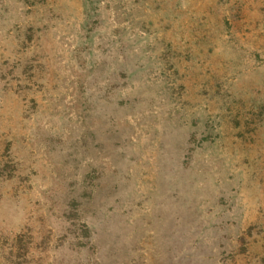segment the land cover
<instances>
[{
  "label": "rangeland",
  "instance_id": "374dc122",
  "mask_svg": "<svg viewBox=\"0 0 264 264\" xmlns=\"http://www.w3.org/2000/svg\"><path fill=\"white\" fill-rule=\"evenodd\" d=\"M0 264H264V0H0Z\"/></svg>",
  "mask_w": 264,
  "mask_h": 264
}]
</instances>
